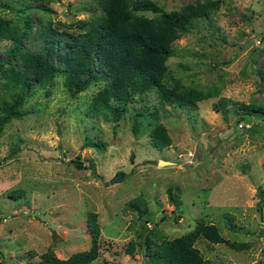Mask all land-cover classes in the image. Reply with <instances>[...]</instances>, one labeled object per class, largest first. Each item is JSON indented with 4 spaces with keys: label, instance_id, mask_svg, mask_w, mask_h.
Wrapping results in <instances>:
<instances>
[{
    "label": "rangeland",
    "instance_id": "rangeland-1",
    "mask_svg": "<svg viewBox=\"0 0 264 264\" xmlns=\"http://www.w3.org/2000/svg\"><path fill=\"white\" fill-rule=\"evenodd\" d=\"M0 1L31 2L39 6L31 9L34 22L73 32L79 29L72 23L100 14L97 0ZM152 1L166 11L217 3L209 18L174 41L175 54L166 60L194 106L187 111L161 104L150 93L130 106L147 104L153 119L134 117L130 107L114 121L107 108L90 112L97 84L76 96L62 76L34 87L26 114L0 130V264H45L49 254L67 259L89 250L90 212L96 213L100 236L99 256L89 264H149L146 251L201 222L242 245L200 236L194 245L210 264H264V196L258 205L264 120L236 122L231 112L225 119L213 109L220 99L230 108L236 102L264 106V0ZM0 15L20 23L7 9ZM10 45L0 40V57ZM156 124L164 127L169 145H151L149 129ZM89 139L108 144L88 146ZM120 170L124 179L111 182Z\"/></svg>",
    "mask_w": 264,
    "mask_h": 264
},
{
    "label": "trees",
    "instance_id": "trees-1",
    "mask_svg": "<svg viewBox=\"0 0 264 264\" xmlns=\"http://www.w3.org/2000/svg\"><path fill=\"white\" fill-rule=\"evenodd\" d=\"M97 4L100 14L72 23L79 29L73 32L60 29L52 22L35 21L37 28H34L31 9L39 6L31 2L0 1L1 10L7 9L20 19L19 24H10L0 15V40L11 42L5 49V58L0 57V82L5 89L0 93V130L12 119L26 114L24 103L35 91L34 87L45 86L60 76L70 96L97 84L99 90L90 104V112L98 115L101 107L107 108L114 121L130 111L131 103L146 101L150 93H154L161 104L192 109V97L182 92L166 60L175 54L174 41L209 18L217 3L187 4L179 11H166L152 0H97ZM144 11H151L155 16L148 17ZM169 81L172 83L167 84ZM50 93L48 89L47 94ZM228 102L220 99L213 109L222 112L225 119L231 112L237 116L236 122L248 120L250 116L264 120V106L236 102L237 106L230 108ZM147 106L131 107L134 117L153 119L151 112L146 111ZM134 132L137 134V124ZM149 136L154 147L170 144L160 124L149 129ZM106 144L89 139L87 145L102 148ZM74 163L81 167L78 161ZM258 192L260 206L264 188L259 186ZM95 217L94 212L88 214L92 238L89 250L74 253L67 259L49 254L44 263L89 264L96 259L100 229ZM200 236L210 243L226 242L237 249L242 246L229 243L214 224L201 222L186 235L163 242L145 255L149 264H210L194 245Z\"/></svg>",
    "mask_w": 264,
    "mask_h": 264
},
{
    "label": "water",
    "instance_id": "water-1",
    "mask_svg": "<svg viewBox=\"0 0 264 264\" xmlns=\"http://www.w3.org/2000/svg\"><path fill=\"white\" fill-rule=\"evenodd\" d=\"M163 163H168V161H164V160H159L158 164H163ZM124 179V173L120 170L117 171L112 177H111V182L113 183H117V182H121ZM260 220H263V210L260 209Z\"/></svg>",
    "mask_w": 264,
    "mask_h": 264
}]
</instances>
